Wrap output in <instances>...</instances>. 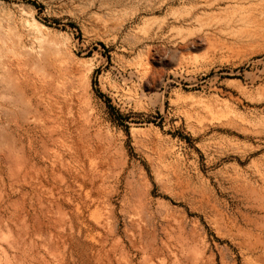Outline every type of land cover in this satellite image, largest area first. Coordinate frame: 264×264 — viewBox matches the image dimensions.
<instances>
[{
    "label": "rangeland",
    "instance_id": "obj_1",
    "mask_svg": "<svg viewBox=\"0 0 264 264\" xmlns=\"http://www.w3.org/2000/svg\"><path fill=\"white\" fill-rule=\"evenodd\" d=\"M0 264H264V0H0Z\"/></svg>",
    "mask_w": 264,
    "mask_h": 264
},
{
    "label": "bare ground",
    "instance_id": "obj_2",
    "mask_svg": "<svg viewBox=\"0 0 264 264\" xmlns=\"http://www.w3.org/2000/svg\"><path fill=\"white\" fill-rule=\"evenodd\" d=\"M7 62H8V61H7ZM7 62H5V63H7ZM8 63H9V62H8ZM17 63H18V62H16V64H17ZM10 64H11V63H10ZM9 66H10V65H9ZM12 66H13V64H12ZM12 66H11V67H12ZM17 69H18V68H17ZM10 70H11V69H10ZM12 70H14V68H12ZM11 74H13V73H11ZM28 83H29L28 81L25 82V83H21V84L19 83L15 89H16L18 92H24L25 94L23 93V95H26V96H27V94H26V93H27L26 87H28ZM34 83H35V82H34ZM48 83H49V82H48ZM38 84H39V83H38ZM41 88H42L43 92H45V93H48V92H49V89H50L49 86H48L47 84L42 85ZM50 91H51V90H50ZM51 119H52V118H51ZM52 128H53V127H52ZM52 128H51V129H52ZM48 130H49V128H48ZM43 131H44V130H43ZM49 133H50V132H49ZM52 135H53V134H51V133L48 134V136H47L48 139L51 140V139L53 138ZM50 140H49V141H50ZM52 140H53V139H52ZM30 141H31V140H30ZM53 142H54V141H53ZM42 145H43V144H42ZM45 145H46V144H45ZM43 146H44V145H43ZM43 148H45V146H44Z\"/></svg>",
    "mask_w": 264,
    "mask_h": 264
}]
</instances>
